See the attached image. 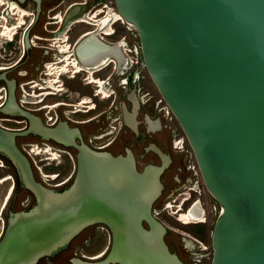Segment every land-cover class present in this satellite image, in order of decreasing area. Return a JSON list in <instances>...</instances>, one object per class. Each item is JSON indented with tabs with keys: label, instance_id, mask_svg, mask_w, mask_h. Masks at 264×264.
I'll list each match as a JSON object with an SVG mask.
<instances>
[{
	"label": "water",
	"instance_id": "water-1",
	"mask_svg": "<svg viewBox=\"0 0 264 264\" xmlns=\"http://www.w3.org/2000/svg\"><path fill=\"white\" fill-rule=\"evenodd\" d=\"M114 3L136 30L145 67L220 207L211 264H264V0ZM91 165L81 162L61 195L33 183L38 203L9 225L0 264H32L97 222L113 230L112 251L136 255L140 264H181L164 243L165 227L150 213L163 165L137 172L132 156L108 157L103 169H113L110 185L94 182L105 176L96 177ZM21 174L28 180L26 171Z\"/></svg>",
	"mask_w": 264,
	"mask_h": 264
},
{
	"label": "flooded vegetation",
	"instance_id": "flooded-vegetation-1",
	"mask_svg": "<svg viewBox=\"0 0 264 264\" xmlns=\"http://www.w3.org/2000/svg\"><path fill=\"white\" fill-rule=\"evenodd\" d=\"M31 1L36 19L42 0ZM95 1L103 2L102 6L95 8L87 0L71 2L63 15L52 17L54 23H24L28 15L24 9L0 0L16 16L13 23L5 15L0 17V242L13 219L37 205L33 183L48 194H64L75 182L80 163L91 161L95 176H105L94 182L110 185L113 169L104 171V159L129 155L137 172L148 165H163L161 190L150 207L152 217L159 221L153 204L164 197L173 201L177 220L204 233L206 210L200 197L205 185L193 151L176 132L172 121L177 120L145 67L136 30L122 23L133 30L136 41L126 35L114 40L115 22L125 21L110 1ZM172 166H176L175 186L166 191L167 171ZM22 171L28 180L22 178ZM35 171L45 172L41 180H36ZM150 192L152 185L146 196ZM159 222L165 227L168 251L187 264L166 241L169 227ZM141 224L150 230L144 219ZM91 226L94 231L86 233ZM192 232L181 233L183 249L193 255L192 263L206 264L209 258L211 264V241L206 245ZM101 235L105 236L103 244ZM112 246L113 230L97 222L32 264H120L117 259L121 264H140L136 255L128 257L118 249L112 251ZM85 249L94 252L85 253Z\"/></svg>",
	"mask_w": 264,
	"mask_h": 264
},
{
	"label": "rangeland",
	"instance_id": "rangeland-1",
	"mask_svg": "<svg viewBox=\"0 0 264 264\" xmlns=\"http://www.w3.org/2000/svg\"><path fill=\"white\" fill-rule=\"evenodd\" d=\"M14 2L20 9H24L28 15L24 17V23H54L52 19L53 16L56 14H64L66 9L68 8V5L71 2H80L82 0H42L41 2V12L39 15L36 17V12H35V4L31 0H24L22 3H16L14 0H8ZM88 2L94 3L95 8H99L102 6L103 2L100 1H95V0H87ZM111 2L110 6L113 8V10H117L115 7L114 0H108ZM6 6L8 5H0V17L2 15L6 16L7 22L8 23H13L16 19V16L10 14L9 8ZM92 9V8H91ZM88 13V11H87ZM1 19V18H0ZM58 23V22H57ZM72 23H80V22H72ZM126 22H121L117 21L114 24L115 28V34L113 35V39L117 40L120 36L126 35L127 38L130 39V41H136V35L133 32V30H127L124 26ZM173 126L176 128V132L178 133L179 137H182L185 141V146L189 149V144L187 139L185 138L184 132L182 131L180 125L176 121H172ZM166 133L170 134L169 129L165 130ZM174 153V152H173ZM147 160L142 161V164L147 162ZM139 168H141V165H139ZM176 171V166L170 167V169L167 171L168 176H167V186H166V191H168L170 188L175 186L174 182L172 181V175H174ZM42 173H45L44 171L38 172L35 171V178L36 180H41L44 175ZM184 191L185 189H180L179 192ZM165 191V192H166ZM175 197L172 196V198ZM202 202L204 203V208L206 210V220L205 223H203L204 227V233H199L196 231V227H193L192 225H184L182 224L177 218L175 217L176 215L174 214L175 207L172 200L169 201V199L164 200V197L158 199L154 204L153 207L156 209V217L158 218L159 221L163 222L167 227H169V232L166 236V241L171 244L180 254L183 256V258L186 260L187 264H194L192 263L193 255L190 252H187L186 250L183 249L182 243L180 241L181 239V233L184 232H189L191 230H195V232H192L194 236L199 238L204 242L206 245H210L211 241V231L213 228V224L218 216V213L220 211L219 205L214 201L212 198L211 194L209 191H207L206 187L203 186L202 188V197H200ZM165 202V203H164ZM165 205H164V204ZM170 203L171 205L166 207V204ZM164 206V207H163ZM166 207V208H165ZM95 226H91L86 233H91L94 231ZM85 232L83 233V236L86 234ZM103 241L102 244L104 243L105 236L101 235L100 236ZM80 239L74 241L75 245L80 243ZM106 243V241H105ZM194 249H197V245L194 246ZM83 252L85 253H93V249H85ZM206 264L209 263V258L206 259Z\"/></svg>",
	"mask_w": 264,
	"mask_h": 264
},
{
	"label": "bare ground",
	"instance_id": "bare-ground-1",
	"mask_svg": "<svg viewBox=\"0 0 264 264\" xmlns=\"http://www.w3.org/2000/svg\"><path fill=\"white\" fill-rule=\"evenodd\" d=\"M15 8H16V7H15ZM23 15H25V14H24L23 12H20V16H23ZM119 15H120V14H119ZM120 17H121V15H120ZM121 18H122V17H121ZM20 21L23 22V18H21ZM20 21H19V22H20ZM125 22H126V21H125ZM4 34H5V32H4Z\"/></svg>",
	"mask_w": 264,
	"mask_h": 264
},
{
	"label": "built area",
	"instance_id": "built-area-1",
	"mask_svg": "<svg viewBox=\"0 0 264 264\" xmlns=\"http://www.w3.org/2000/svg\"><path fill=\"white\" fill-rule=\"evenodd\" d=\"M168 107V106H167ZM170 110V109H169Z\"/></svg>",
	"mask_w": 264,
	"mask_h": 264
}]
</instances>
